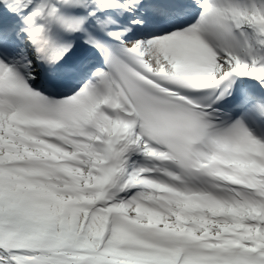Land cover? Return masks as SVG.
<instances>
[{
  "label": "snow or ice",
  "instance_id": "obj_1",
  "mask_svg": "<svg viewBox=\"0 0 264 264\" xmlns=\"http://www.w3.org/2000/svg\"><path fill=\"white\" fill-rule=\"evenodd\" d=\"M0 264H264V0H0Z\"/></svg>",
  "mask_w": 264,
  "mask_h": 264
}]
</instances>
